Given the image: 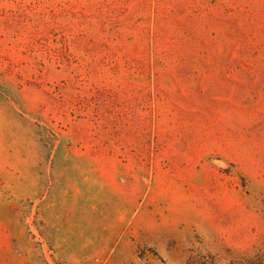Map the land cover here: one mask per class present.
<instances>
[{
    "label": "rangeland",
    "instance_id": "374dc122",
    "mask_svg": "<svg viewBox=\"0 0 264 264\" xmlns=\"http://www.w3.org/2000/svg\"><path fill=\"white\" fill-rule=\"evenodd\" d=\"M0 264H264V0H0Z\"/></svg>",
    "mask_w": 264,
    "mask_h": 264
}]
</instances>
